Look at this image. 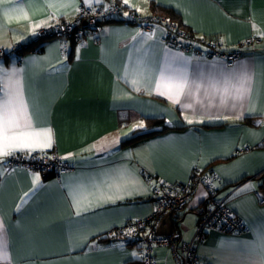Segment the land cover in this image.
<instances>
[{
	"label": "crops",
	"instance_id": "obj_1",
	"mask_svg": "<svg viewBox=\"0 0 264 264\" xmlns=\"http://www.w3.org/2000/svg\"><path fill=\"white\" fill-rule=\"evenodd\" d=\"M121 1L143 17L153 1L171 7L198 37L243 54L229 63L184 53L165 45L161 26L121 20L100 24L71 54L64 38L38 39L39 31L110 0H0V102L22 100L25 131L51 133L50 146L33 135L0 155V264H141L142 245L115 231L154 213L155 179L185 183L195 169L209 172L216 198L245 222L237 233L208 232L198 263L260 264L264 0ZM37 41L39 51L11 53ZM153 118L179 128L122 144ZM51 149L73 166L60 179L5 163ZM207 196L202 185L189 202L177 230L184 239L194 238L186 219L197 223ZM155 258L176 264L169 247Z\"/></svg>",
	"mask_w": 264,
	"mask_h": 264
},
{
	"label": "built area",
	"instance_id": "obj_2",
	"mask_svg": "<svg viewBox=\"0 0 264 264\" xmlns=\"http://www.w3.org/2000/svg\"><path fill=\"white\" fill-rule=\"evenodd\" d=\"M123 15V9L114 3L97 7L83 5L77 17L70 21L56 23L51 28L41 29L38 37H62L66 43L81 44L83 37L90 29L97 31L99 23L121 18ZM126 18L145 30H151L155 25H160L164 29L165 45L184 53L209 59L221 57L229 63L239 59L243 54L241 48L230 51L219 40L198 37L194 32L178 29L166 18L143 17L132 12L128 13ZM246 43L253 44V41L248 40ZM22 49L23 46H15L11 53L22 55L20 52ZM5 55L7 54L0 50V60ZM5 163L10 169L23 168L30 172H38L44 179H60L64 173L73 170V166L64 161L61 155L53 149L30 153L16 152L9 155ZM202 185L206 186L208 196L203 202L194 238L190 241L186 240L175 229L168 235L157 234V228L168 214H171V221L185 214L189 202ZM215 194L213 182L206 172L197 169L192 172L190 179L185 183H168L155 179L152 196L155 203L154 213L146 219L124 225L115 233H129L142 245V264H157L155 258L157 247H169L176 264H199L198 246L208 232L233 234L245 228L244 220L224 200L217 199ZM255 195L260 202L264 203V187L256 190Z\"/></svg>",
	"mask_w": 264,
	"mask_h": 264
},
{
	"label": "trees",
	"instance_id": "obj_3",
	"mask_svg": "<svg viewBox=\"0 0 264 264\" xmlns=\"http://www.w3.org/2000/svg\"><path fill=\"white\" fill-rule=\"evenodd\" d=\"M110 1H111V3H114L116 5H119L123 9L124 15L121 18H117V19L115 18L113 20L103 21V22L99 23V26L102 23H108V22H111L112 23V22H116L117 20H121V21L127 22V23H133V21H128L129 19L126 18V15L128 13H131V12L134 13V14H137V15H138V13H136V12H134L132 10L124 9V7L121 5V3H122L121 0H110ZM151 7H152L153 14L151 16H149V17H152L153 16V17H157V18H166L170 23H173L178 29H182V30H186V31H191L189 28H187L183 24V21L181 19L180 14L176 10H174L173 8L167 7V6L165 7V6L158 5L154 1L151 3ZM80 10H81V8H80ZM79 13H80V11L78 12V14ZM155 26H160V25H155ZM90 32H95V29H90L85 34V36L88 33H90ZM191 32H193V31H191ZM48 38H50V37H46V38H44V37L39 38L38 37V39H43V40H47ZM83 39H84V37H83ZM38 41L37 42H32L31 44H29L27 46L24 45L22 51H20L21 54L22 53L33 52V51H39L42 46L39 47L37 45L38 44ZM76 45H78V44H76L74 42L71 43V46H72L71 54H73V51H74V48L76 47ZM177 128H179V127L174 126V125L168 123L164 119H160V118L148 119L147 120V127L145 129H137V130H135L134 133H133V135L131 137L127 138L126 140H124L122 142V144L123 145H131L133 143H136L138 141H141L143 139H146V138H148L150 136L158 135V134H163V133L172 131V130L177 129ZM180 128H182V127H180ZM206 175L209 177V172L208 173L206 172ZM215 196H216V194H215ZM185 214H186V212H185ZM185 214L181 215V217L175 218L172 221V224H173V227H174L175 230H178V226H179L180 222L183 220ZM200 244H199V246H200ZM199 246H198V251H199ZM198 254H199V252H198Z\"/></svg>",
	"mask_w": 264,
	"mask_h": 264
},
{
	"label": "snow or ice",
	"instance_id": "obj_4",
	"mask_svg": "<svg viewBox=\"0 0 264 264\" xmlns=\"http://www.w3.org/2000/svg\"><path fill=\"white\" fill-rule=\"evenodd\" d=\"M124 3L127 4L128 0H124ZM183 85L178 86L177 94L182 91ZM27 121L23 101H19L17 105V100L15 96L9 95L8 98L0 102V155H6V148L10 146H20L24 143L25 140L35 136H43L44 143L47 146L51 144V133L50 130L40 134V133H29L25 131L29 127ZM143 127L142 124L138 125ZM38 180L39 178L36 177ZM27 195V194H26ZM3 225L0 224V231H2ZM260 241V264H264V233H261L259 236ZM133 256L136 254L133 253ZM6 258V257H5Z\"/></svg>",
	"mask_w": 264,
	"mask_h": 264
},
{
	"label": "water",
	"instance_id": "obj_5",
	"mask_svg": "<svg viewBox=\"0 0 264 264\" xmlns=\"http://www.w3.org/2000/svg\"><path fill=\"white\" fill-rule=\"evenodd\" d=\"M174 230L172 221H171V214H168L157 228L156 233L159 235H168L171 234Z\"/></svg>",
	"mask_w": 264,
	"mask_h": 264
},
{
	"label": "rangeland",
	"instance_id": "obj_6",
	"mask_svg": "<svg viewBox=\"0 0 264 264\" xmlns=\"http://www.w3.org/2000/svg\"><path fill=\"white\" fill-rule=\"evenodd\" d=\"M187 209H188V207H187ZM186 223H188V226L194 231V234H195L196 233V218H194L193 215H188V217L186 219Z\"/></svg>",
	"mask_w": 264,
	"mask_h": 264
}]
</instances>
